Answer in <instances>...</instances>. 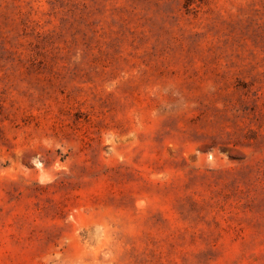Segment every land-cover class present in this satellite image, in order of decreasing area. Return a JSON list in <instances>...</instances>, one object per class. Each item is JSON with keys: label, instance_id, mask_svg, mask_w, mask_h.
Instances as JSON below:
<instances>
[{"label": "rangeland", "instance_id": "1", "mask_svg": "<svg viewBox=\"0 0 264 264\" xmlns=\"http://www.w3.org/2000/svg\"><path fill=\"white\" fill-rule=\"evenodd\" d=\"M0 264H264V0H0Z\"/></svg>", "mask_w": 264, "mask_h": 264}]
</instances>
